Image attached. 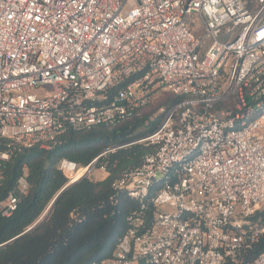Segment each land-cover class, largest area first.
I'll return each instance as SVG.
<instances>
[{
  "label": "built area",
  "instance_id": "built-area-1",
  "mask_svg": "<svg viewBox=\"0 0 264 264\" xmlns=\"http://www.w3.org/2000/svg\"><path fill=\"white\" fill-rule=\"evenodd\" d=\"M161 92L181 99L134 141L155 151L114 183L139 205L91 264H264V0H0V167ZM87 166L58 162L67 183Z\"/></svg>",
  "mask_w": 264,
  "mask_h": 264
},
{
  "label": "trees",
  "instance_id": "trees-1",
  "mask_svg": "<svg viewBox=\"0 0 264 264\" xmlns=\"http://www.w3.org/2000/svg\"><path fill=\"white\" fill-rule=\"evenodd\" d=\"M180 99L167 92L115 126L70 130L50 149H15L0 167V201L14 189L20 174L25 173L29 187L10 215L0 211V244L36 221L67 183L58 168L61 159L85 166L97 158L93 168L104 166L105 170L98 178L90 173L74 182L57 198L43 223L1 246L0 264H91L110 257L125 231L127 214L139 205L126 192L115 189L114 183L155 151L154 144L134 142L160 123L163 113L150 120L151 114L161 108L168 110ZM152 102L154 109L146 111ZM254 218L264 221V207ZM262 247L264 235L253 246L250 259Z\"/></svg>",
  "mask_w": 264,
  "mask_h": 264
},
{
  "label": "water",
  "instance_id": "water-1",
  "mask_svg": "<svg viewBox=\"0 0 264 264\" xmlns=\"http://www.w3.org/2000/svg\"><path fill=\"white\" fill-rule=\"evenodd\" d=\"M117 146L115 147H111L109 149H107L105 152L107 151H110L112 148H116ZM97 158H95V160L91 161L89 164H87V169H86V173L82 176V177H85L87 176V174L90 172V170L92 169L94 163L96 162ZM82 177H80L79 179H81ZM79 179L71 182V183H66L55 195L54 197L52 198L51 202L49 203V205L46 207L45 211L42 213V215L36 220L34 221L25 231H23L20 235H18L17 237L37 228L41 223H43L46 218L49 216L50 212H51V209L55 203V201L57 200V198L69 187L71 186L74 182L78 181ZM15 237V238H17ZM15 238L11 239L10 241L14 240ZM8 241V242H10ZM8 242L6 243H3V244H0V247L7 244Z\"/></svg>",
  "mask_w": 264,
  "mask_h": 264
},
{
  "label": "rangeland",
  "instance_id": "rangeland-1",
  "mask_svg": "<svg viewBox=\"0 0 264 264\" xmlns=\"http://www.w3.org/2000/svg\"><path fill=\"white\" fill-rule=\"evenodd\" d=\"M41 92L43 93V92H46V91H45V90H42ZM166 93H167V92H161V93L157 94V95L154 97L153 102L156 101L158 98L162 97L163 94H166ZM153 102H152V103H153ZM152 103L146 108V111H149V110H153V109H154V104H155V103H153V104H152ZM160 113H163V109H162V108L159 109L158 111H155L154 113H152L151 116H150V120L155 119L156 116H158ZM162 116H163V114H162ZM161 119H162V117H161ZM100 173H101L100 171L92 172V176L98 178V177H99L98 175H99ZM158 178H160V175L158 176Z\"/></svg>",
  "mask_w": 264,
  "mask_h": 264
}]
</instances>
